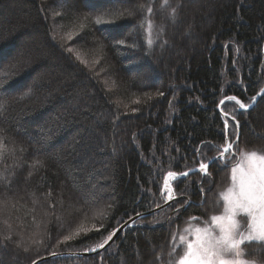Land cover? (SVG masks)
<instances>
[{"label":"trees","instance_id":"obj_1","mask_svg":"<svg viewBox=\"0 0 264 264\" xmlns=\"http://www.w3.org/2000/svg\"><path fill=\"white\" fill-rule=\"evenodd\" d=\"M61 3L0 0V264L94 249L162 204L169 171L225 144L221 100L248 105L264 86V0ZM222 110L236 148L264 153V95ZM213 170L177 179L173 204L101 254L41 264H170L179 226L218 212L229 172Z\"/></svg>","mask_w":264,"mask_h":264},{"label":"snow or ice","instance_id":"obj_2","mask_svg":"<svg viewBox=\"0 0 264 264\" xmlns=\"http://www.w3.org/2000/svg\"><path fill=\"white\" fill-rule=\"evenodd\" d=\"M96 23H101L99 18ZM227 99L235 101L240 109L248 107L234 96H228ZM232 119L235 120V116ZM239 127V121H236L232 134L237 140L240 137ZM222 134L226 143L220 150L219 157L210 162L212 167H219L222 160L224 166H227L229 163L227 156L234 147L232 142H227L229 136L228 121L224 122ZM247 156L249 158L248 164L245 167L233 166L231 168V186L219 193L223 211L219 215H211L203 227L185 229L186 232L191 233V236L188 239H185L184 236L180 237L183 254L178 264H258L256 260L243 259L242 257L245 255L243 246L246 244L255 241L264 245V155H258L256 151H253ZM209 167V163L201 162L198 174L203 177L210 176ZM188 175V172L178 174L169 171L167 173V176L172 179L187 177ZM167 185L168 180H165L166 188ZM200 191L203 192V188ZM167 192V199H174V190L167 188ZM190 203V201H185V204ZM238 216L247 219L242 224L241 220L237 219ZM242 228L243 230H241ZM81 231L85 230L77 229L74 235H79ZM115 234V232L109 234L107 239L97 247L103 248L104 244H107ZM74 235L64 236L63 241L73 240ZM95 250V248L92 249V251ZM56 255L55 252L51 253L53 259ZM259 264H264V257L261 258Z\"/></svg>","mask_w":264,"mask_h":264},{"label":"rangeland","instance_id":"obj_3","mask_svg":"<svg viewBox=\"0 0 264 264\" xmlns=\"http://www.w3.org/2000/svg\"><path fill=\"white\" fill-rule=\"evenodd\" d=\"M57 1L60 3V5L62 4L61 0H57ZM195 9H196V11H198L199 7L196 6ZM229 120H231V119L224 120V122L228 121V129L230 128ZM235 138L236 137L234 135L228 136L227 142H233L235 140ZM253 151H256L258 153V155H264V153H261L259 150H253V149L247 150V148H245L244 146H242L240 148L239 147L234 148V151H233L234 153H232L233 155L230 157L231 160L229 159L231 164L232 163L233 164L227 168L228 172H229V176H227L226 182L224 183L225 188H223L224 190L223 189L221 190L222 192L231 186V168L233 166L245 167L249 162V158H248L247 154H249ZM202 162L204 163L205 161H202ZM257 163H259L258 160H257ZM164 179H165V177H164ZM164 179H163V183H162L161 188H162V191L164 192L163 195L167 198V195H168L167 188L173 187V189H175L174 183H175L176 179L166 178L165 180H168V183L171 184V186L168 184L167 188L165 187V180ZM0 180H1V177H0ZM217 209H218V212L214 215H219L223 211L221 200H219V202H218ZM210 217L208 219H203L202 221H200V224H188V223H186L182 227L179 226V228H178L180 230L179 240H178V242H176V245L174 248V255L170 261V264H176L178 258L180 259V257L183 254V246L181 245L180 237L184 236L185 239H188L191 236V233L186 232L185 229H189V228L194 229L196 227H203L205 221L209 220ZM237 219L241 220V223L243 224L247 218L243 217V216H238ZM241 230H243V228ZM243 251L245 252V255L242 257L243 259L256 260L258 262V264H259L261 258L264 257V245H260L258 242H255V241L251 242L250 244H246L245 246H243Z\"/></svg>","mask_w":264,"mask_h":264},{"label":"water","instance_id":"obj_4","mask_svg":"<svg viewBox=\"0 0 264 264\" xmlns=\"http://www.w3.org/2000/svg\"><path fill=\"white\" fill-rule=\"evenodd\" d=\"M263 51H264V45H263ZM264 95V86L262 87V89L256 94V96H255V100H253L250 104H248V107L246 108V109H240L239 108V110H244V111H247V110H250L251 108H253L256 104H257V102H258V100L262 97ZM227 97L228 96H226V97H224L222 100H221V102L219 103V106H218V108H219V110H220V112L222 113V115L225 117V118H227V119H231V120H233L232 119V116L230 115V114H227V115H225V112H223V110H222V106H223V104L225 103V102H227V101H229L228 99H227ZM235 97V96H234ZM237 98V97H236ZM237 99H239V98H237ZM241 102H243L241 99H239ZM244 103V102H243ZM245 104V103H244ZM247 105V104H246ZM234 121H236V120H234ZM239 133H240V127H239ZM237 138H235V141L233 142V144H234V146H235V144L237 143ZM234 148V147H233ZM233 148L231 149V150H233ZM220 155V154H219ZM219 155H216L215 157H213L212 159H210L207 163H209V164H211L210 162L213 160V159H215L216 157H219ZM194 170H197V169H191V170H188V171H186V172H188L189 174H191V173H193V172H195ZM179 174V173H178ZM166 178H170V177H168L167 176V174H166V176H165V179ZM183 178H185V177H180V178H178V179H183ZM164 179V180H165ZM169 184V183H168ZM170 186H171V184H169ZM171 189H173V187H171ZM174 190V189H173ZM176 198V194H175V191H174V199ZM174 199H171V200H169V199H165V202L162 204V205H160V206H157V207H155V208H152V209H150V210H148V211H144V212H141V213H139V214H136V215H134V216H132V217H130V219H128L125 223H123L121 226H119L114 232L116 233L113 237H112V239L111 240H109L108 241V243L107 244H104V247L103 248H96V250L95 251H92V250H90V251H83V252H61V253H56L57 255H56V257L55 258H59V257H88V256H93V255H97V254H100V253H102L104 250H106L125 230H127L128 228H130L131 226H133L134 225V223L136 222V221H138V220H141V219H144V218H147V217H149V216H151V215H154V214H156V213H158V212H160V211H162V210H164L165 208H167L170 204H172V202L174 201ZM119 229V230H118ZM118 230V231H117ZM54 258V259H55ZM51 259H53V257L51 256V255H48V256H46V257H43V258H40V259H38V260H36V261H34L32 264H40V263H43V262H45V261H48V260H51Z\"/></svg>","mask_w":264,"mask_h":264},{"label":"flooded vegetation","instance_id":"obj_5","mask_svg":"<svg viewBox=\"0 0 264 264\" xmlns=\"http://www.w3.org/2000/svg\"><path fill=\"white\" fill-rule=\"evenodd\" d=\"M235 141V140H234ZM233 141V142H234ZM239 141V140H238ZM232 142V143H233ZM226 143V142H225ZM237 144V143H236ZM236 144H235V146H234V148L236 147ZM224 147V145L222 146V147H220L219 148V152H217L215 155H213V156H211L208 160H206L204 163H207L210 159H212L213 157H215L216 155H219L220 154V150L222 149ZM234 148H233V150H231L230 151V154L227 156V160H228V164H227V166H224V161L222 160L221 161V165L219 166V167H212L211 166V164H210V167H209V173H210V176L209 177H211L212 176V172H214V170L213 169H218V170H224V169H227L230 165H232L231 164V162H230V157L233 155L232 153H234L233 151H234ZM230 159V160H229ZM202 162V160H200L199 161V163H201ZM192 169H197L195 172L196 173H198V169H199V165L198 166H196V167H194V168H192ZM195 172H193V173H195ZM190 175V174H189ZM201 177H203L202 175H201ZM197 188H199V189H201L202 187H203V183L202 182H200L199 184L197 183ZM174 191H175V189H174ZM203 191H204V188H203ZM204 192H206V191H204ZM204 192H202V193H204ZM161 194L163 195L164 194V192L161 190ZM175 194H176V191H175ZM176 198H177V195H176ZM175 198V199H176ZM165 199H166V197L163 195V203L165 202ZM175 199H174V201H175ZM205 195L203 194V196H202V201H200V202H194V200H193V198L191 197V196H188V198H187V201H190L191 203L190 204H182V205H184V206H178V207H175V208H173V211H176L177 209H179V208H183V207H185L184 209H185V211H184V213H186V211H187V209L189 208V207H191V206H193V205H197V206H203V204H204V202H205ZM173 201V202H174ZM173 202H172V204H173ZM162 203V204H163ZM162 204H160V205H162ZM160 205H157V206H160ZM171 205V204H170ZM169 205V206H170ZM157 206H155V207H157ZM168 206V207H169ZM166 209V208H165ZM183 209H181V211H182ZM182 214V213H181ZM180 214V216H182ZM179 215H178V217H180ZM193 218H196V219H193ZM198 218H199V216H197V215H195V216H193V217H191V218H187V220L188 221H190V222H193V221H195V220H198ZM186 220V221H187ZM199 221H201V219L199 220Z\"/></svg>","mask_w":264,"mask_h":264},{"label":"bare ground","instance_id":"obj_6","mask_svg":"<svg viewBox=\"0 0 264 264\" xmlns=\"http://www.w3.org/2000/svg\"><path fill=\"white\" fill-rule=\"evenodd\" d=\"M138 214H139V213H138ZM133 216H134V215H133ZM129 219H130V218H129ZM144 219H145V218H144ZM141 220H142V219H141ZM126 221H127V220H126ZM126 221H125V222H126ZM138 221H139V220H138ZM125 222H123V223H125ZM136 222H137V221H136ZM136 222H135V223H136ZM123 223H122V224H123ZM122 224H121V225H122ZM121 225H119V226H121ZM119 226H118V227H119Z\"/></svg>","mask_w":264,"mask_h":264}]
</instances>
